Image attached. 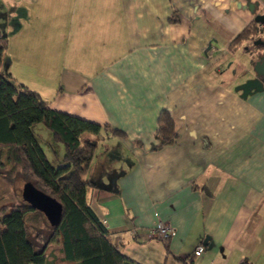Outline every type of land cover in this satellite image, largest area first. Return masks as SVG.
<instances>
[{
	"label": "crops",
	"instance_id": "crops-1",
	"mask_svg": "<svg viewBox=\"0 0 264 264\" xmlns=\"http://www.w3.org/2000/svg\"><path fill=\"white\" fill-rule=\"evenodd\" d=\"M256 14L264 0H0L1 70L123 132H101L87 198L137 263L181 264L203 244L194 264H264V86L241 96L258 52L229 47ZM164 110L177 137L153 149Z\"/></svg>",
	"mask_w": 264,
	"mask_h": 264
},
{
	"label": "trees",
	"instance_id": "trees-1",
	"mask_svg": "<svg viewBox=\"0 0 264 264\" xmlns=\"http://www.w3.org/2000/svg\"><path fill=\"white\" fill-rule=\"evenodd\" d=\"M260 27L264 25L253 20L229 47L258 40L263 31ZM6 48L7 38L0 35V180L10 185L16 178L32 182L61 203L62 218L51 226L22 197L7 199L1 192L0 264H140L121 253V240L111 236L87 198L88 189L95 184L85 173L104 138L101 132H123L51 109L36 91L1 70ZM37 124L63 146L62 164L49 162L33 131ZM157 125L158 143L153 149L177 137L168 111L161 112ZM195 257L193 253L176 259L194 264Z\"/></svg>",
	"mask_w": 264,
	"mask_h": 264
},
{
	"label": "water",
	"instance_id": "water-1",
	"mask_svg": "<svg viewBox=\"0 0 264 264\" xmlns=\"http://www.w3.org/2000/svg\"><path fill=\"white\" fill-rule=\"evenodd\" d=\"M249 8L254 10V5L249 4ZM254 21L264 25V14H256ZM256 47L264 48V40L259 38L254 42ZM257 60L253 62L252 68L255 73L254 78L246 80L238 85L236 90H241V96L245 97L249 93L261 91L264 86V51H257ZM21 197L31 207L40 211L51 226H57L62 218V205L51 195L37 188L32 182L26 181L21 190Z\"/></svg>",
	"mask_w": 264,
	"mask_h": 264
},
{
	"label": "rangeland",
	"instance_id": "rangeland-1",
	"mask_svg": "<svg viewBox=\"0 0 264 264\" xmlns=\"http://www.w3.org/2000/svg\"><path fill=\"white\" fill-rule=\"evenodd\" d=\"M0 23H2V25L4 26L3 32L5 31L7 33V24H5V22ZM33 131L45 154L47 155L49 162L53 166H58L62 164V156L64 154L63 146L60 143H56L53 141L51 133L47 129H45L42 124L34 125ZM25 182L26 180L16 178V180L13 181V184L10 185L8 182L5 183L4 181L0 180V193L3 192L7 199H21V190ZM31 232L33 233L32 230H30V233Z\"/></svg>",
	"mask_w": 264,
	"mask_h": 264
},
{
	"label": "built area",
	"instance_id": "built-area-1",
	"mask_svg": "<svg viewBox=\"0 0 264 264\" xmlns=\"http://www.w3.org/2000/svg\"><path fill=\"white\" fill-rule=\"evenodd\" d=\"M225 48H226L225 46H222L221 50H223ZM152 232L160 240H168L174 234V230L170 226V224H168L167 222L161 221V220H159L155 224V227H154ZM204 249L205 248H204L203 244L197 245L194 252H193L194 256L197 257V256L201 255L203 253Z\"/></svg>",
	"mask_w": 264,
	"mask_h": 264
},
{
	"label": "flooded vegetation",
	"instance_id": "flooded-vegetation-1",
	"mask_svg": "<svg viewBox=\"0 0 264 264\" xmlns=\"http://www.w3.org/2000/svg\"><path fill=\"white\" fill-rule=\"evenodd\" d=\"M260 38L264 40V31L261 32V36H260ZM254 42H255V40H253L252 42H250L246 48H247L248 50H251V51H252V50L264 51V48H263L262 46H258V47H256V46L254 45ZM257 51H256V52H257ZM254 76H255V73H254Z\"/></svg>",
	"mask_w": 264,
	"mask_h": 264
}]
</instances>
